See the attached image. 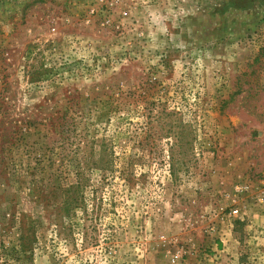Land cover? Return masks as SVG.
I'll return each instance as SVG.
<instances>
[{"label":"rangeland","instance_id":"374dc122","mask_svg":"<svg viewBox=\"0 0 264 264\" xmlns=\"http://www.w3.org/2000/svg\"><path fill=\"white\" fill-rule=\"evenodd\" d=\"M0 264H264V0H0Z\"/></svg>","mask_w":264,"mask_h":264}]
</instances>
